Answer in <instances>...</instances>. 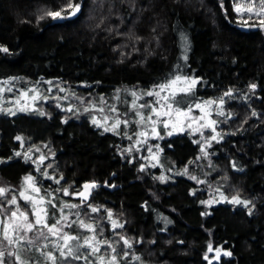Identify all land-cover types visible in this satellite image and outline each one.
<instances>
[{"label": "trees", "instance_id": "trees-1", "mask_svg": "<svg viewBox=\"0 0 264 264\" xmlns=\"http://www.w3.org/2000/svg\"><path fill=\"white\" fill-rule=\"evenodd\" d=\"M237 1L71 0L81 11L54 24L38 20L39 15L67 0H0V46L8 49L0 51L1 81L43 82L45 88L53 82L84 89L95 99L153 89L176 75L196 79L190 93H181L187 101L181 108L232 92L224 97V115H212L219 135L208 155L192 132L183 131L161 143L155 139L154 157L140 158L128 151L126 132L105 131L82 108L71 112L52 98L25 111L0 109V188L8 190L0 196V221L18 205L34 221L32 206L20 196L24 178L31 175L48 223L67 215L68 223H76L64 231L81 243L93 233L79 227V220L95 225L97 239L117 248L119 264H264V16L244 18L234 10ZM92 183L97 187L86 191L83 186ZM79 192L87 196L84 204L74 194ZM13 196L17 205L7 203ZM233 197L251 203L229 202ZM88 204L100 211L91 212ZM107 210L123 228L111 227ZM18 219L22 222L19 214ZM2 232L0 227V240ZM21 234L32 243L5 241V264H20L9 251L26 264H42L37 249L53 251L58 240L49 235L37 241L35 231ZM100 248L98 255L107 260L111 250ZM54 254L57 264H64ZM89 259L95 264V257Z\"/></svg>", "mask_w": 264, "mask_h": 264}, {"label": "snow or ice", "instance_id": "snow-or-ice-1", "mask_svg": "<svg viewBox=\"0 0 264 264\" xmlns=\"http://www.w3.org/2000/svg\"><path fill=\"white\" fill-rule=\"evenodd\" d=\"M67 9H71V11H67ZM234 10L237 11L238 13L241 12V7L239 4L234 6ZM81 11V4L80 3H75L74 5L72 4L71 0H67V3L60 7L58 10H51V9H43L42 14L39 15L38 20H45L46 18L50 19L54 24L62 22L67 19H71L72 17H75L79 12ZM247 12L252 13L254 11V8L250 5L246 9ZM66 13V14H65ZM256 15L261 16L264 15V0H259V10L256 11ZM104 17L101 18L100 24L104 23ZM264 23V21H262ZM100 24L97 25V27H100ZM107 31L111 32L112 29L109 28ZM120 35H125L118 33ZM129 39H134L136 41H139L141 38L140 37H133L132 35L129 34ZM187 38L185 37V40ZM0 51L7 52L8 49L6 47L0 46ZM182 79L181 76L176 75L174 79L169 80L165 83L154 85L153 90H149L144 95L152 97L155 96L158 99L153 103L150 102H145L144 104H140L139 108H147L149 109V113L147 117H145L144 113L140 111H136L135 115L139 117V123L144 124V123H150L152 125V134L155 136H159V133L156 131L155 125L157 123H160L163 125L164 128L172 127L173 131H170L167 133V135H172L174 131H179L183 132L185 130L184 126H177L180 124V117H183L185 120H200L203 119L204 117L210 115V113L204 112V107L202 104L197 103L195 105V108L200 109L202 113H204V117H192L191 112H192V106H186L184 108H181L179 105L181 103L180 100L176 99L177 92L172 91L170 95H164L161 96L162 92H166L171 88L172 85L176 84V82L180 81ZM185 80H189V84L187 87H183L179 89V93L187 94L190 93L192 90V86H194L197 83L196 79H190L188 77H183ZM251 89H255L256 85L251 84L250 85ZM63 91V89H61ZM131 95L135 97V99L132 102L133 108H136V100L140 99L136 95V92H132ZM232 95L231 90L225 92L223 96L219 98V104L223 105L225 103L224 97H230ZM163 101V103H162ZM215 101L209 100L203 102V105L211 106ZM158 105L159 107H157ZM175 105V107H174ZM71 110V109H69ZM111 111L115 112L117 109L115 107L110 109ZM85 111H88V109H85ZM253 115H256L255 112L252 113ZM218 115H224V112L220 109H218ZM155 117V119H153ZM161 117H166L167 119L161 120ZM175 117L176 120L173 122L172 118ZM105 120H107V117H105ZM93 123H99L95 119L93 120ZM120 123H123L127 125L129 121L127 119L120 121L119 118H117L116 122L112 125V129L114 130L115 128L119 127ZM216 124L215 120H209L207 123L201 124L200 127L197 128H192V124L188 123L187 127L192 129L194 132H200L202 128H208L211 127L212 131L215 132V127L214 125ZM110 129H105V131H108ZM140 136H146V132H140ZM219 133L216 135L211 136V140H216L217 136ZM130 140L132 137H128ZM162 138V137H161ZM222 138V137H221ZM17 140H20L21 138L19 136L16 137ZM140 143L141 141H137ZM196 143H201L200 141H197ZM204 143H208V141H204ZM158 147V146H157ZM151 151V148L148 149ZM128 151H131V148L128 149ZM201 151L204 152V155H208V153L204 150L203 146L201 147ZM19 155V153H17ZM45 158L41 157V163L43 162ZM199 159V157L197 158ZM191 163V162H190ZM235 166V165H233ZM51 167V165H49ZM143 168V166H141ZM47 175V173H45ZM193 180L196 179V177H191ZM25 182H34V177L31 175L26 176ZM61 179L63 177L61 176ZM159 179L163 180L164 177L161 176ZM57 183L60 181L57 180ZM84 189L87 191L90 188L96 187L95 183L92 184H85ZM8 190L5 188H0V196H2L5 192ZM34 191L39 192V188H35ZM56 191H61L60 189H56ZM64 194L68 195V190L64 189ZM75 195H79L81 199V204H84V202L87 200V196L85 195V192H79V193H74ZM20 196L22 197L23 200L29 201L32 203L33 209L36 208L37 201L35 200L34 197L30 195H26L24 191L20 192ZM43 199V198H41ZM234 203H244L245 206H247L250 201H241L238 197H233L232 201ZM8 204H13L17 205V200L16 197L13 196L10 200L7 201ZM51 205L53 209L57 208V205L52 203V201H47ZM202 203H210V202H205L202 201ZM63 207H69V208H79L80 205L77 204H66ZM63 207L60 208L61 213H63ZM87 208L90 209L91 212H99L100 208L98 207H93L91 204L87 205ZM42 213V214H41ZM249 213H251V209H249ZM18 214L19 217L22 218V222L18 221ZM32 215L35 217L34 221L29 220V214L25 211H21L19 205L17 206L15 211L11 212L10 217H8V220L6 221H0V227H2L3 232V240H0V264H5V247H4V242L6 241L8 245H14L17 244L19 241H24L28 240L26 235L21 234V230L23 232H33L35 231V240H48L49 235L53 237H58V240L53 241V251H48V250H42L41 248H38L37 251H40L41 256L43 257L42 264H47V262H51V264H57V259L58 257L54 254L55 252L59 253V257L63 258L64 264H72V261H79V260H84L87 262V264H94L92 260L89 259V257H95V264H119L118 260V253H117V248L113 246V243L109 240H98L97 235H96V226L91 224V223H85L84 220H79V227L81 228H86L89 231L93 233L91 236H85L83 237V242L80 241L79 236H74L69 234L68 232L64 231V227L71 228L73 223H76V221H72L71 223H68V216L67 215H61L60 219L55 220L54 223L49 224L48 223V211L47 209H40L38 211H33ZM53 216H55V212L52 213ZM76 216H79L80 213L77 212L75 213ZM107 217L109 220H111V227L113 229L116 228H123L124 225L118 223L116 220L112 219V212L111 210H107ZM65 222L63 225L61 222ZM167 222V221H166ZM44 229L47 231L45 232ZM102 229H101V235H102ZM120 240L123 241V244L131 248L132 243L125 238L124 236L120 237ZM72 241H76L75 244H72ZM140 241H137L139 243ZM28 243L31 244L32 241L28 240ZM100 245H107V248L110 249V253L108 255V258L106 260V257L104 255H98L101 251ZM48 245L45 244L43 245V249H47ZM81 249H85L87 251V255H84L81 253ZM209 251H212L211 245L208 247ZM217 253H219V249L216 250ZM226 255H231V253H225ZM8 257L11 258L15 256V260L19 261L20 264H26L25 261L22 260L21 256L19 255L18 252H11L9 251L7 253ZM128 253L125 252L124 256H127ZM207 258V257H206ZM133 259L139 260L140 258L138 256L133 257ZM11 264V261L9 262Z\"/></svg>", "mask_w": 264, "mask_h": 264}, {"label": "rangeland", "instance_id": "rangeland-1", "mask_svg": "<svg viewBox=\"0 0 264 264\" xmlns=\"http://www.w3.org/2000/svg\"><path fill=\"white\" fill-rule=\"evenodd\" d=\"M237 4L240 5L242 10L241 12H239V14L244 18L257 19L258 17L264 16L256 15V11L259 10V0H238L235 5ZM250 5L254 8V11L252 13L246 11L247 7H249ZM20 84H22L23 86H20ZM44 84L45 83L43 82H26L23 79H5L3 81L0 80V109H8L11 111H25L36 108V104L38 101L52 98L54 101L60 102V105L65 107L67 110L71 109L69 110L71 112L79 111L81 108L84 111L85 109H88V111L86 112L90 114L92 120L95 119L96 121H98V124L103 126L104 129L107 128L111 130L112 125L116 122L117 118H119L120 121L127 119L129 121L127 125L120 123L119 127L115 128L113 131L121 129V131L126 132L125 137L127 139L128 137H132L131 140L129 139V148H131L130 152H135L136 156L140 158H144L143 154H145L147 157L150 156V158L154 157L156 153L154 151L155 149H157L154 140L156 139L157 142L161 143L171 136L167 135V133L173 131L172 127L164 128L162 124L157 123L155 127L156 131L159 133V136H155L152 134V125L150 123L141 124L138 122L139 117L135 115L136 111L144 113L145 117H147L149 113V109H141L139 108V105L144 104L145 102L154 104V102L158 99L155 96L149 97L144 95V93L153 89L115 91L108 96L97 94L94 99L91 96H85L86 91L84 89H78L74 87H59L57 83L55 84L53 82L52 84L51 82H46L48 88H45ZM188 84L189 80H185L182 77V79L176 82V84L172 85L169 90H167L166 92H162L161 96L170 95L172 91H176L177 88L174 90L175 87L181 86L180 88H183L187 87ZM61 89H63V91H61ZM132 92H136V95L140 97V99L136 100V108H133L132 106V102L135 99V97L131 95ZM176 99L181 101L180 106H184L187 102L186 98L179 92H177ZM209 100L215 101V103H213L211 106L203 105V102ZM197 103L202 104V106L204 107V112L210 113V115L204 117V113H202L200 109L195 108V105ZM156 106L159 107L158 105ZM191 106L192 117L204 118L200 120H185L183 117H180V124H178L177 126H184V131L192 132L196 137L195 140L200 141V146H203L204 150L207 152V148L211 145V143L213 141H216L211 140V136L217 134L216 129L215 132H213L212 128L208 127L202 128L200 132H194L192 131V129L187 127V124L191 123L192 128L194 129L200 127L201 124L207 123L209 120H213L212 115H218V109L222 110V105L219 104L218 99L216 100L212 98H202L196 100L193 104H191ZM113 107H115L117 111H111L110 109ZM105 117H107V120H105ZM153 119H155V117H153ZM160 119L163 120L167 118L161 117ZM172 120L173 122H175L176 118L173 117ZM140 132H146L147 135L140 136ZM177 132L179 131H174L173 134ZM138 140L141 142L138 143ZM204 141H208V143H204ZM149 148H151V151L148 150ZM151 161L149 162L150 164L152 163ZM34 189L35 187L33 182L26 183L24 179L20 192L24 191L26 195H30L35 198L37 204L36 208L33 209V211H38L42 209V205L37 192L34 191ZM221 199L226 200L225 197H222ZM228 201L231 202L232 200L229 199ZM29 204L32 206L31 202H29Z\"/></svg>", "mask_w": 264, "mask_h": 264}, {"label": "water", "instance_id": "water-1", "mask_svg": "<svg viewBox=\"0 0 264 264\" xmlns=\"http://www.w3.org/2000/svg\"><path fill=\"white\" fill-rule=\"evenodd\" d=\"M247 26H245V28H246ZM96 185V187H97V184H95ZM96 187H94V188H90L89 190H93V189H95ZM226 253H228V252H226ZM226 255V254H225Z\"/></svg>", "mask_w": 264, "mask_h": 264}]
</instances>
